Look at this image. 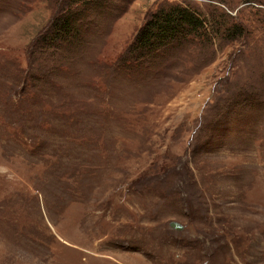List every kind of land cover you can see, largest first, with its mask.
Masks as SVG:
<instances>
[{
	"label": "rangeland",
	"instance_id": "1",
	"mask_svg": "<svg viewBox=\"0 0 264 264\" xmlns=\"http://www.w3.org/2000/svg\"><path fill=\"white\" fill-rule=\"evenodd\" d=\"M0 264H264V0H0Z\"/></svg>",
	"mask_w": 264,
	"mask_h": 264
},
{
	"label": "trees",
	"instance_id": "2",
	"mask_svg": "<svg viewBox=\"0 0 264 264\" xmlns=\"http://www.w3.org/2000/svg\"><path fill=\"white\" fill-rule=\"evenodd\" d=\"M155 16L145 21L132 44V49L141 57H144V54L148 51H154L155 48L170 45L173 47L172 43L176 42L178 38H186L193 32L198 33L203 24L206 23L200 13L181 4L164 7ZM70 17V15L65 14L56 19L52 35L53 37L55 35L56 38L54 37V39L56 41H58V38L62 41L70 38L72 40L74 37L79 38L77 25L74 28V21L77 19H70ZM222 18H224L223 15ZM71 35L74 37H70Z\"/></svg>",
	"mask_w": 264,
	"mask_h": 264
},
{
	"label": "water",
	"instance_id": "3",
	"mask_svg": "<svg viewBox=\"0 0 264 264\" xmlns=\"http://www.w3.org/2000/svg\"><path fill=\"white\" fill-rule=\"evenodd\" d=\"M170 224L174 229H177V230H183L184 228V226L177 221H172Z\"/></svg>",
	"mask_w": 264,
	"mask_h": 264
}]
</instances>
